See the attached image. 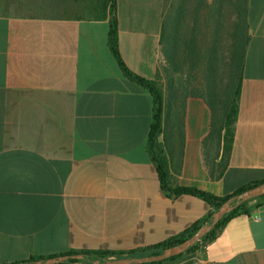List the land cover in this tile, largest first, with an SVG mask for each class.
<instances>
[{
	"label": "crops",
	"instance_id": "obj_1",
	"mask_svg": "<svg viewBox=\"0 0 264 264\" xmlns=\"http://www.w3.org/2000/svg\"><path fill=\"white\" fill-rule=\"evenodd\" d=\"M115 1L125 64L156 81L163 96L155 154L165 155L169 187L224 196L264 181V0L247 1L228 143L225 110L211 98L219 105L226 87L233 91L234 7L203 0L197 17L196 0ZM89 7L88 0H0V264L155 245L214 211L163 187L149 150L153 94L111 51L112 16L97 19ZM245 207L185 264H264V203Z\"/></svg>",
	"mask_w": 264,
	"mask_h": 264
},
{
	"label": "trees",
	"instance_id": "obj_2",
	"mask_svg": "<svg viewBox=\"0 0 264 264\" xmlns=\"http://www.w3.org/2000/svg\"><path fill=\"white\" fill-rule=\"evenodd\" d=\"M90 4V12L91 14L97 19H104L109 14L112 16L110 29H109V46L111 51L113 52L115 58L117 59L122 71L132 80L137 81L138 83L142 84L146 88H148L154 98V114H153V123L151 132L149 135V150L151 154H153L156 163L158 164V169L160 173V178L163 187L166 191L175 194H190L193 196H197L202 198L203 200L207 201L215 210H217L225 201H227L233 195L239 194L244 190L256 186L262 182L254 183L252 185H247L240 187L236 191L231 194L220 196L205 190H202L197 187H189V186H182L171 188L167 184V175L165 173V166H166V159L165 155L160 152L159 157L156 156V150L160 149L159 144L157 143V136L162 131L163 126V96L162 93L157 88L156 81L148 80L135 72H133L124 62L120 50H119V43H118V19L116 14V1L115 0H88ZM198 1L196 16H199L200 11L203 9V0H196ZM247 1L248 0H218L221 6L234 7L237 12V21H235V32H234V47L231 51L230 55V62L229 65L231 66L229 74H228V83L230 86H233V91H228L226 87L225 96L221 100V104L225 110V118H224V127L226 130L225 140L228 143L229 140H232L233 137V124L236 119L237 115V96L238 92L241 89L242 84V69H243V60H244V52L246 49L247 44ZM229 87V86H228ZM161 150V149H160ZM257 201H262L264 203V195L255 198ZM254 199H250L244 201L237 207L233 208L230 212H228L217 224L216 226L209 231L201 240H199L194 246L189 248L187 251L170 257L165 260L157 261V262H148L142 264H165L166 262L175 261L181 257H183L187 253H193L198 250L199 243L201 241H211L215 238L218 230L224 226L230 219L243 214L247 213L246 204ZM213 211V212H214ZM209 213L205 218L195 222L192 226L185 229L181 233L169 237L164 241L150 246H145L129 251H117V250H102V249H92V250H79V251H69L67 253H59V254H52L48 256H31L29 259L25 260V262H34L38 259H46L51 257H57L61 255H71V254H83L85 259L92 260V259H102V258H122L126 256H146V255H155L161 253L164 249L172 247L176 244H179L186 240L187 238L191 237L205 222L209 221L211 218L212 213ZM62 264V263H57Z\"/></svg>",
	"mask_w": 264,
	"mask_h": 264
},
{
	"label": "water",
	"instance_id": "obj_3",
	"mask_svg": "<svg viewBox=\"0 0 264 264\" xmlns=\"http://www.w3.org/2000/svg\"><path fill=\"white\" fill-rule=\"evenodd\" d=\"M264 195V182L248 188L243 192L233 195L225 201L217 210H215L209 221L205 222L191 237L172 247L164 249L161 253L146 256H126L122 258H102L87 260L83 254L61 255L46 259H38L34 262H16L11 264H142L148 262H157L181 254L194 246L201 240L216 224L233 208L244 201L255 199Z\"/></svg>",
	"mask_w": 264,
	"mask_h": 264
},
{
	"label": "rangeland",
	"instance_id": "obj_4",
	"mask_svg": "<svg viewBox=\"0 0 264 264\" xmlns=\"http://www.w3.org/2000/svg\"><path fill=\"white\" fill-rule=\"evenodd\" d=\"M193 5H194V2L192 3V7L194 8ZM228 16L230 17V14ZM201 19H202L201 20L202 21L201 24H202V29H203V14L201 15ZM202 32H203V30H202ZM224 52H225V54H224V67L223 68L225 70H224L223 73H220L218 77H220L219 78L220 83L224 82V84H225L226 83V77H227V73L225 71H226V68H228V65H227L228 51H226V49H224ZM211 103L214 106L215 110H217V112L223 107V105L221 103L218 105V102H217V100L215 98H211ZM190 254H192V253H187V254H185L183 257H181L179 259H187V258H189ZM165 264H175V263L166 262Z\"/></svg>",
	"mask_w": 264,
	"mask_h": 264
},
{
	"label": "built area",
	"instance_id": "obj_5",
	"mask_svg": "<svg viewBox=\"0 0 264 264\" xmlns=\"http://www.w3.org/2000/svg\"><path fill=\"white\" fill-rule=\"evenodd\" d=\"M208 243H209V240L208 241H201L199 243L198 251L199 252H203L207 248ZM191 260H193V259L192 258H189V259H187L185 261L179 262L178 264H185V263H187V262H189Z\"/></svg>",
	"mask_w": 264,
	"mask_h": 264
}]
</instances>
